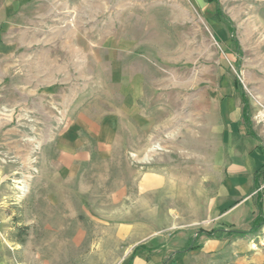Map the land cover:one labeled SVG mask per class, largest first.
<instances>
[{
	"label": "rangeland",
	"instance_id": "1",
	"mask_svg": "<svg viewBox=\"0 0 264 264\" xmlns=\"http://www.w3.org/2000/svg\"><path fill=\"white\" fill-rule=\"evenodd\" d=\"M218 3L0 0V264H264L217 197L233 82L264 138V0Z\"/></svg>",
	"mask_w": 264,
	"mask_h": 264
},
{
	"label": "crops",
	"instance_id": "2",
	"mask_svg": "<svg viewBox=\"0 0 264 264\" xmlns=\"http://www.w3.org/2000/svg\"><path fill=\"white\" fill-rule=\"evenodd\" d=\"M228 90L230 97H223L222 101L226 106L222 111V139L226 151L221 162L223 175L217 197L223 209L220 216L225 215L227 219L230 216V221L236 223L247 220L251 213L256 215L258 199L264 211V175L256 181L257 171L264 167V138L251 131L245 123L243 105L240 106L234 97V90L238 92L234 82ZM63 124L60 130L63 143L59 145L63 150V161L59 164L68 166V108Z\"/></svg>",
	"mask_w": 264,
	"mask_h": 264
},
{
	"label": "trees",
	"instance_id": "3",
	"mask_svg": "<svg viewBox=\"0 0 264 264\" xmlns=\"http://www.w3.org/2000/svg\"><path fill=\"white\" fill-rule=\"evenodd\" d=\"M209 2H215L216 3V9H215V15L217 17L222 15V11L221 8L219 6L218 0H208ZM223 16V15H222ZM221 18V17H219ZM235 85L236 88L238 90V92L240 93L241 97H242V101H243V117H244V121L247 124L248 128L253 131L251 129V121L249 118V105L247 103V99L245 98V95L240 92L239 89V82L235 81ZM264 175V167L260 168L257 173H256V181L259 180V178H261ZM257 207H258V213L255 216V218L252 221V230L250 231H254L257 230L260 226H262L264 224V217H263V209H262V203L259 201L257 202ZM200 234H206L208 236H216V235H220V234H235L238 236H243L246 234V231H242V230H237V229H231V230H227L226 227H221L218 229H212V230H205V229H201L199 231ZM144 245H142L141 247H137L134 251L133 256H135V254L138 252L139 249L144 248Z\"/></svg>",
	"mask_w": 264,
	"mask_h": 264
},
{
	"label": "bare ground",
	"instance_id": "4",
	"mask_svg": "<svg viewBox=\"0 0 264 264\" xmlns=\"http://www.w3.org/2000/svg\"><path fill=\"white\" fill-rule=\"evenodd\" d=\"M129 71V70H128ZM134 71V68L130 67V71L129 72H133ZM264 116V113L262 114ZM145 184L144 186H148L150 183L146 182V183H143ZM144 195L146 196L147 195V192L144 193ZM147 197V196H146Z\"/></svg>",
	"mask_w": 264,
	"mask_h": 264
}]
</instances>
